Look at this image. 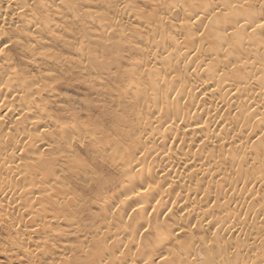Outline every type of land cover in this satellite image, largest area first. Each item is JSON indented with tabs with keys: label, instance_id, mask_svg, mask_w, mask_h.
Wrapping results in <instances>:
<instances>
[{
	"label": "bare ground",
	"instance_id": "bare-ground-1",
	"mask_svg": "<svg viewBox=\"0 0 264 264\" xmlns=\"http://www.w3.org/2000/svg\"><path fill=\"white\" fill-rule=\"evenodd\" d=\"M83 6L0 0V264H264V0ZM75 71L106 126L60 106Z\"/></svg>",
	"mask_w": 264,
	"mask_h": 264
},
{
	"label": "rangeland",
	"instance_id": "rangeland-1",
	"mask_svg": "<svg viewBox=\"0 0 264 264\" xmlns=\"http://www.w3.org/2000/svg\"><path fill=\"white\" fill-rule=\"evenodd\" d=\"M81 2H82V4H84V6H83V8H82V10H81V12L83 11V10H85V8H86V6H87V4L88 3H90L91 2V0H81ZM79 7H82L81 5H79ZM108 44V47L110 48V43H107ZM107 44H105V45H107ZM100 45V46H99ZM105 45L103 46H101V44H98L97 46H96V52L94 51V49H92V51L95 53V55L94 56H96L97 55V63L98 62H102V61H99V58H100V60H103V63H100V64H102L101 65V69H104L105 71V73H111V71L113 72H115V69L113 68L114 67V65L112 64L113 63V61H111L112 60V58H113V55H112V53H110L109 52V50L111 49H109L107 46V48H108V50H107V48L105 47ZM106 49H105V48ZM92 48V47H91ZM101 48V49H100ZM11 49V48H10ZM60 50H61V48H58V50H55L56 51V53H58L57 51H59L60 52ZM97 50H99V51H97ZM91 51V50H90ZM91 51V52H92ZM101 51H103V52H101ZM105 51V52H104ZM111 51V50H110ZM93 53V54H94ZM102 53V54H101ZM104 53V54H103ZM9 54V53H8ZM59 54H61V53H59ZM70 51L68 52V56H70ZM11 55V54H10ZM102 56V57H101ZM105 57V58H104ZM109 58V59H108ZM107 59V60H106ZM105 62V63H104ZM108 62V63H107ZM110 62H112V63H110ZM103 64H105V66L106 65H108L107 67H105L104 66V68H103ZM112 64V65H111ZM95 65H97V64H95ZM109 67H110V69H112L111 71H110V69H109ZM94 68V67H93ZM114 69V70H113ZM89 70V69H88ZM93 71V69L92 68H90V72L91 73H93L92 71ZM95 70V69H94ZM106 70H108L107 72H106ZM76 73H73V74H71V75H69V77L67 76V80H65L66 82H64V85L62 86V88H61V90H60V93H61V96H65L64 98L62 97V100H61V104H60V106H63L62 104L64 103H66L67 104V102H68V104L66 105V106H64L66 109H65V112L67 113V115H68V113L69 112H67V111H69L70 109V112H73L74 110V112H73V114L75 115V116H77V118H78V116L80 117L79 119H75L76 121L77 120H80L81 118H83V119H81L80 121H81V123L82 122H87V127L88 128H90L91 126H94L95 124L94 123H92V121L93 122H95V121H98V123L100 122V124L102 125H107V123L109 122V117H108V115H110L109 113H111L112 111H114V109L115 108H113V107H115L114 105H112V97H110L109 95H107L108 93H104V92H106L105 91V89H104V87H106V85L108 86L109 84H111V85H113L112 83L113 82H110V79L108 80H105V84H103L102 85V91H98V90H101L100 88H101V86L99 87V85H101V83L99 82L98 84V86H96V83H94L92 80H91V78L90 79H86L87 77H86V75L84 74V73H80L79 71H75ZM78 72V73H77ZM114 72L112 73V74H114ZM96 73V72H95ZM79 74V75H78ZM82 74V75H81ZM73 75V76H72ZM76 75V76H75ZM85 75V76H84ZM115 75V74H114ZM113 75V76H114ZM75 76V77H74ZM78 76L80 77V79H78ZM86 77V78H84V77ZM86 79V80H82V79ZM68 79H69V81L70 82H68L69 84H67V81H68ZM112 79V78H111ZM73 80V81H72ZM71 81H72V84H71ZM88 81H92L91 83V85H90V83L88 82ZM112 81V80H111ZM85 82H87L86 83V86L84 85L85 84ZM107 82V83H106ZM66 83V84H65ZM93 83H94V86H96V87H94L93 86ZM90 85V86H89ZM91 86H93L94 87V91H96V89H97V92L98 93H96V92H94L92 89H89V87H91ZM104 86V87H103ZM66 87V89H64V88ZM88 87V88H87ZM96 88V89H95ZM92 90L91 92H89L88 90ZM103 89H104V91H103ZM62 93H63V95H62ZM66 93V94H65ZM95 93V94H94ZM104 93V94H103ZM99 94V95H98ZM106 94V95H105ZM110 94V93H109ZM105 96V97H104ZM69 97V98H68ZM109 98V99H108ZM74 100V101H73ZM108 100V101H107ZM65 101V102H64ZM70 101V102H69ZM103 101V102H102ZM75 102V103H74ZM86 103V104H85ZM72 104V105H71ZM85 104V105H84ZM102 104V105H101ZM104 104V105H103ZM106 104V105H105ZM110 104V105H109ZM68 105H70V107L69 108H67L68 107ZM72 107V108H71ZM100 107V108H99ZM102 108H104V109H102ZM69 109V110H68ZM67 110V111H66ZM73 110V111H72ZM112 110V111H111ZM76 112H79V113H76ZM105 113V114H104ZM63 114V113H62ZM70 114V113H69ZM108 114V115H107ZM64 115V117H65V119H68L69 121H70V117L68 118V116L67 115H65V113L63 114ZM71 115V114H70ZM69 115V116H70ZM74 116V117H75ZM83 116V117H82ZM67 117V118H66ZM73 117V115H72V118H74ZM87 118V119H85V118ZM107 117V118H106ZM85 119V120H84ZM89 119V120H88ZM91 119H92V121H91ZM106 119V120H105ZM67 120V121H68ZM74 120V119H73ZM84 120V121H83ZM105 120V121H104ZM66 121V120H65ZM75 121V122H76ZM107 121V122H106ZM74 122V121H73ZM91 122V126H89V123ZM80 122H78L77 121V123L76 124H79ZM81 123H80V126H81ZM93 124V125H92ZM82 125H83V127L85 126L86 127V123H85V125H84V123H82ZM82 127V126H81ZM86 128H84V129H82V130H85ZM92 129V128H91ZM90 129V130H91ZM76 145V146H75ZM76 148H75V147ZM73 148H74V152H75V154H76V157H77V155L79 154L80 156H81V158L83 157V161H82V163H76L77 165H75V170L77 171V170H79V167L80 168H82V169H85V168H89L90 170H92V172H91V176L93 175V170H95L96 171V169H97V171H96V175H94V177L92 178H90V179H92L91 180V183H90V189H91V191H89L88 193H85L84 192V183L82 184V182H80V180H78V182H75L74 183V185H75V189H76V192H78L79 194H86V195H88L89 193H92L93 191H94V189H96V191H97V188H98V184L99 185H101V186H103L102 187V190L103 191H105L104 189H106L107 191H105V192H108V193H110V192H112V190H109V187H110V185L112 184V183H115L116 182V179H117V173L116 172H113L112 170L110 171V169L109 168H106L105 166H101V164L98 162V160H97V162L96 161H94L95 159H90V157H87L86 155H85V153H84V151H82V149H83V145H81V144H79V143H74L73 144ZM80 148H81V150H80ZM77 151H76V150ZM83 153V154H82ZM80 156H78V157H80ZM80 158V159H81ZM88 158V159H87ZM75 159H74V163H75ZM81 162V161H80ZM86 162V163H85ZM79 164L81 165V166H79ZM100 166V167H99ZM78 168V169H77ZM96 168V169H95ZM101 172V173H100ZM98 173V174H97ZM115 173V174H114ZM101 174V175H100ZM112 174V175H111ZM115 175V176H114ZM112 176V177H111ZM115 178V180H114V178ZM85 179V178H84ZM93 179H94V181H93ZM96 179V180H95ZM113 180V182H112V180ZM95 181H96V183H95ZM100 181V182H99ZM105 181V182H104ZM99 182V183H98ZM101 182H103V183H105V186H106V188L104 187V184L103 183H101ZM110 184H109V183ZM78 183H79V185H78ZM94 183H95V185H94ZM101 183V184H100ZM107 184V185H106ZM76 185H78V186H76ZM82 187H81V186ZM93 185V186H92ZM92 186V187H91ZM101 186L99 187L100 189H101ZM108 186V187H107ZM81 187V188H80ZM83 188V189H82ZM85 189H87V188H85ZM93 189V190H92ZM83 190V191H82ZM84 192V193H83ZM95 192V191H94ZM107 193V194H108ZM90 195V194H89ZM83 215H87V212L86 211H84V213H83ZM57 225V224H56ZM55 225V226H56ZM234 236H231V235H229V236H227V235H224L223 236V238H225V239H231V238H233ZM210 251L212 250V249H209ZM209 250H207L206 251V249L205 250H198V251H196V256H195V259H194V263L195 264H208L209 263V253H210V251ZM198 252V253H197ZM208 252V253H207ZM232 252H234V251H232ZM225 258V255H221V258H219V260H218V262H217V264H222V261H223V259ZM16 264V263H15Z\"/></svg>",
	"mask_w": 264,
	"mask_h": 264
}]
</instances>
